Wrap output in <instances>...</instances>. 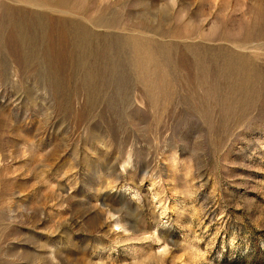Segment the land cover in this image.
Returning a JSON list of instances; mask_svg holds the SVG:
<instances>
[{"label": "rangeland", "instance_id": "rangeland-1", "mask_svg": "<svg viewBox=\"0 0 264 264\" xmlns=\"http://www.w3.org/2000/svg\"><path fill=\"white\" fill-rule=\"evenodd\" d=\"M0 264H264V0H0Z\"/></svg>", "mask_w": 264, "mask_h": 264}]
</instances>
